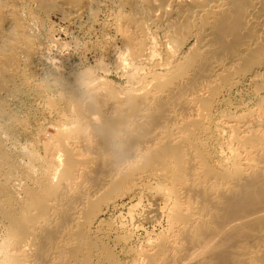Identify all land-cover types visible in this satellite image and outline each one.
I'll return each instance as SVG.
<instances>
[{
    "label": "bare ground",
    "instance_id": "bare-ground-1",
    "mask_svg": "<svg viewBox=\"0 0 264 264\" xmlns=\"http://www.w3.org/2000/svg\"><path fill=\"white\" fill-rule=\"evenodd\" d=\"M104 6L125 89L77 74L56 135L15 157L0 97V264H264V0H0V96L45 54L25 13ZM127 186L162 228L135 251L100 219Z\"/></svg>",
    "mask_w": 264,
    "mask_h": 264
},
{
    "label": "rangeland",
    "instance_id": "rangeland-1",
    "mask_svg": "<svg viewBox=\"0 0 264 264\" xmlns=\"http://www.w3.org/2000/svg\"><path fill=\"white\" fill-rule=\"evenodd\" d=\"M111 8L110 6L99 7L98 11L96 10L95 12V17L91 19L88 16H83L78 23H68L65 19H61L60 16L50 14L48 15L49 18H46L47 20H44L43 23L40 21V24L37 16L34 19V16L25 13V22L29 25L28 28H31V31L28 30L34 38L37 37V43L45 54L42 58L33 60L35 65H33V62L31 63L30 73H27L24 77V80L26 78L28 82L26 87L18 80L15 83L18 91L3 93L0 96L7 100L9 104L8 112L15 119L14 123L8 122L10 126L7 124V128L10 131L9 137L3 138L8 145L7 147L10 146V154L12 156H16V153L26 146L27 149L36 147L41 152L42 145L49 142L51 136L56 135L57 126L60 125L63 120L62 117H64L62 115H67V108L64 107V104H67V100L71 96L69 94L71 93L70 89L77 81L78 75L84 74V72L101 75L103 72L102 68L107 71V75L104 73L112 87L114 84L118 89L126 88L124 77L114 68L113 51L116 49L118 41L115 38L111 22L113 16V9ZM28 19L29 21L32 20V22H27ZM33 20L38 22L35 21V23ZM41 26L42 28H40ZM49 34L51 36H48ZM45 56L47 57L45 58ZM75 74L78 75L76 76ZM65 96H68L67 99H65ZM17 123L19 124L17 125ZM30 143L32 145L36 143V146H32ZM28 144H30L29 147ZM20 146L22 147L20 148ZM129 180L132 181H129V186L136 183L134 179ZM129 186H127L128 189L131 188ZM133 187L131 190L121 187L122 195L108 206L100 219H102V226L105 229L117 232L114 235H120V237L128 236V243L135 251L134 248L138 249L139 243L141 244L145 237L153 238L157 233L154 237L156 238L158 234L162 233V228L157 226V218L154 217L157 204L151 198L153 195L148 194V188L141 190L140 187V189ZM130 197L132 198L130 199ZM129 208H133L131 209L133 212ZM129 219L131 220L129 221ZM0 235L4 237L1 227Z\"/></svg>",
    "mask_w": 264,
    "mask_h": 264
}]
</instances>
